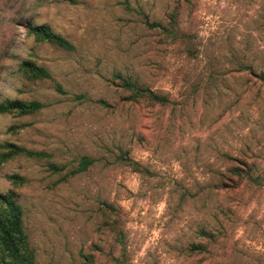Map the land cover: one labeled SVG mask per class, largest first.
Listing matches in <instances>:
<instances>
[{
	"label": "rangeland",
	"instance_id": "obj_1",
	"mask_svg": "<svg viewBox=\"0 0 264 264\" xmlns=\"http://www.w3.org/2000/svg\"><path fill=\"white\" fill-rule=\"evenodd\" d=\"M171 10L183 34L174 40L144 23ZM27 24L73 49L34 41ZM22 60L51 78L25 79ZM120 78L171 102L128 100ZM5 99L45 106L0 114V143L67 166L93 159L64 181L42 159L0 164L35 264H264V0H0ZM11 173L25 182L11 185Z\"/></svg>",
	"mask_w": 264,
	"mask_h": 264
},
{
	"label": "trees",
	"instance_id": "obj_2",
	"mask_svg": "<svg viewBox=\"0 0 264 264\" xmlns=\"http://www.w3.org/2000/svg\"><path fill=\"white\" fill-rule=\"evenodd\" d=\"M69 3H74V0H66ZM144 23L151 28H158L160 31L171 40L179 39L183 35L178 28L176 20V11L171 10L166 14V22H148ZM26 33L30 35L36 42H46L63 50H72V44L62 35L51 30L45 24H27L25 26ZM17 69L21 76L27 80H45L50 79L51 74L47 68L35 64L30 60H22L19 62ZM119 77L118 75H116ZM120 86L129 91L128 100L137 101L139 99L147 100L153 104L165 105L171 100L167 95L154 91L145 86L137 85L134 82L120 78ZM53 90L58 93H64V90L58 83L53 84ZM104 104L103 101H98ZM45 106L43 102L37 99L20 100V99H5L0 102V114H13L23 116L32 114ZM23 126L10 125L6 128L8 132H15L16 129ZM22 156L25 158L42 159L46 162V167L52 173H59V180L64 181L79 172L84 171L92 162L93 159L82 155L72 166H67L65 163H56L50 160L51 154L43 150H33L13 142L4 141L0 143V164L12 160L15 157ZM118 161H122L131 167H138L137 163L126 155L116 156ZM228 172L236 175L240 180L248 178L249 181L259 184L254 181L253 176L249 173V167L246 165H232L228 167ZM5 178L13 186H19L25 182V179L17 173L6 175ZM238 183V182H237ZM236 183V184H237ZM205 235L213 238L212 234L202 231ZM192 249H198L199 244H191ZM0 264H35L34 252L29 245L28 236L23 224V213L20 204L16 201L12 192L0 191Z\"/></svg>",
	"mask_w": 264,
	"mask_h": 264
}]
</instances>
